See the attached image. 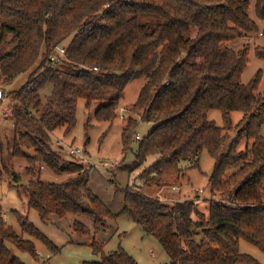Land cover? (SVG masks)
Returning <instances> with one entry per match:
<instances>
[{
	"label": "trees",
	"instance_id": "1",
	"mask_svg": "<svg viewBox=\"0 0 264 264\" xmlns=\"http://www.w3.org/2000/svg\"><path fill=\"white\" fill-rule=\"evenodd\" d=\"M254 1L256 15L264 21V0ZM251 2L0 0L1 75L13 80L36 66L21 88L9 92L16 100L12 107L19 134L12 154L32 164L27 183H18L19 175L12 173L19 198L44 222L70 216L74 231L89 236V245L101 257L81 264H140L121 246L106 253L105 241L96 239L106 222L120 214L160 241L169 264H263L240 249L245 240L264 251L261 73L245 83L250 48L228 44L255 35L264 38V27L251 16ZM60 45L66 54L53 63L51 55ZM255 52L264 59V43ZM135 79L144 83L127 108L140 119L123 115L121 141L125 152L137 144L135 168L144 166V182L126 188L123 206L114 212L90 187V168L67 161L52 148V133L75 128L81 98L88 107L104 102L95 116L113 122L128 83ZM213 109L222 112L223 125L209 118ZM234 111L243 114L238 123L232 119ZM140 121L155 127L136 139ZM234 126L236 135L231 136ZM25 147H33L35 154ZM205 150L215 159L206 208L196 199L169 201L146 193V188L162 187L167 177L200 168ZM186 161L189 167L183 166ZM43 165L75 175L63 183L42 181ZM233 166L237 168L231 172ZM14 212L22 233L60 252L23 211ZM4 215L0 204V264H26L9 243L39 259L35 242L18 234Z\"/></svg>",
	"mask_w": 264,
	"mask_h": 264
},
{
	"label": "rangeland",
	"instance_id": "2",
	"mask_svg": "<svg viewBox=\"0 0 264 264\" xmlns=\"http://www.w3.org/2000/svg\"><path fill=\"white\" fill-rule=\"evenodd\" d=\"M251 3V16L262 29L264 21L259 20L256 15L255 1L252 0ZM69 41L70 38L65 40L66 43ZM263 43L264 38L260 35H255L248 39L238 38L228 43L237 50L245 46L250 48L248 63L243 72L242 80L245 83H249L254 75L260 71L261 83L258 92L262 94L264 93V59L256 55L255 47ZM58 56L60 55L58 54V48H56L55 53L51 55V61L56 63ZM35 68L36 66L13 80H5L0 71V93L3 95V99H0V204L4 208L5 220L13 225L16 232L25 239H31L35 242L39 259L32 257L27 252L18 250L11 243L8 245L26 264H34L36 261L42 264H81L87 260H99L101 255L95 253L89 245V236L74 231L73 221L70 216L64 219L58 218L57 220L54 218L53 222L46 223L40 218L34 208H27L19 198L17 182L14 180L12 173L19 175L18 183H27L32 178L27 168L32 164L25 158L15 157L12 154L15 142L19 141V134L16 130L12 107L16 100L12 99L9 92L21 88ZM143 83L144 80L142 79H135L128 83L125 97L117 108L118 117L113 122L100 121L95 116L96 110L104 102L94 101L88 107L86 100L81 98L78 100L75 128L67 133L63 128L57 129L52 133V148L59 151L67 161L74 160L80 163L76 156L70 154V149L72 147H83L85 149L92 164H81L86 168H90V187L109 204L114 212L121 210L126 188L134 187L136 189L144 182L140 178V173L144 166L135 168L137 163L135 155L137 144H134L133 150L125 152L121 141L122 129L125 124L123 117L140 119L138 115L128 110L127 107L137 101ZM33 113L37 114L35 111ZM242 116V112L234 111L232 113L234 123H238ZM209 118L215 120L218 125H223L222 112L220 110H211ZM154 127L155 124L153 123L140 121L138 133L142 138ZM22 131L26 132L24 128ZM262 134L264 135V126ZM230 135H236L235 126L230 130ZM87 139H89V142ZM136 139L138 138L136 137ZM244 146L245 141L241 143V147ZM23 149L32 155L35 154L33 147H25ZM153 159L150 158L145 165L150 164ZM106 162L108 163L107 165L105 164ZM214 163V157L205 150L200 158V168L186 169L184 176L181 174L167 177L162 187L153 186L146 188L145 191L151 196L169 201L196 199L198 204L204 209L212 196L210 194L209 180ZM36 165L35 168L37 169ZM189 165H191V162H183V166L189 167ZM236 168L237 166H233L230 171L232 172ZM41 169L40 180L51 183H63L69 177L75 175V173L58 174L47 165H43ZM215 197L219 198V195ZM18 209L23 211L32 223L61 248L60 252L55 253L39 239L22 233L20 222L14 212ZM85 222L91 225L92 221L86 219ZM105 227L106 230L98 232L96 239L105 241L104 250L106 253L118 250L121 246L140 264L170 263V257L163 249L160 241L155 236L146 234L142 226L128 216L120 214L116 219L107 221ZM240 249L242 252L253 255L264 264V251L256 245L241 240Z\"/></svg>",
	"mask_w": 264,
	"mask_h": 264
},
{
	"label": "built area",
	"instance_id": "3",
	"mask_svg": "<svg viewBox=\"0 0 264 264\" xmlns=\"http://www.w3.org/2000/svg\"><path fill=\"white\" fill-rule=\"evenodd\" d=\"M57 48H58V54L60 56H65V54H66V47L60 45ZM52 58L55 59V57H53V56H52ZM95 69H97V67H95ZM0 99H3L2 93H0ZM136 137L138 139H140L141 138V135L138 133L136 135ZM70 154L76 156L80 163H83V164H85V163H91L92 164V162L89 161V155H88V153L85 151V149H83V147H72L70 149ZM105 164L107 165L108 163L106 162ZM34 264H42V263L38 261V262H35Z\"/></svg>",
	"mask_w": 264,
	"mask_h": 264
}]
</instances>
